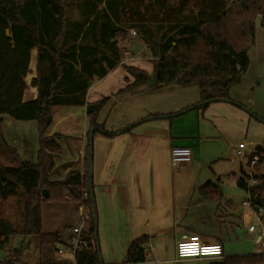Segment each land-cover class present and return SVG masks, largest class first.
I'll return each instance as SVG.
<instances>
[{
    "label": "trees",
    "instance_id": "1",
    "mask_svg": "<svg viewBox=\"0 0 264 264\" xmlns=\"http://www.w3.org/2000/svg\"><path fill=\"white\" fill-rule=\"evenodd\" d=\"M258 18L264 27V0H0V148L12 161L0 164V202L14 198L24 204L26 222L19 233L39 235L42 243L53 248L61 234L41 230V202L71 198L91 209L87 229L82 233L89 241L88 247L76 253L73 264H103L91 193L93 139L96 135L113 137L133 125L109 131L98 122L109 98L87 100L93 81L124 63L123 51L127 42L131 45L130 30L134 29L135 38L151 53L154 72L124 64L134 80L121 91L144 84L150 88L198 86L201 100L187 108L203 111L213 102L231 99L232 87L242 82L249 68L248 50L255 40ZM34 49L35 72L27 82ZM151 79H155L153 84ZM30 86L36 89V96L25 100ZM63 106H85L87 144L78 160L82 169L71 168L62 180L52 181L54 157L61 151L58 139L64 136L46 135V129L54 109ZM3 115L36 121L35 162L22 159L18 150L7 143L2 131ZM255 154L259 157L255 167L259 168L264 153ZM75 164L65 163L63 167ZM251 178L257 183L249 186ZM237 185L247 191L253 208H264V175L252 176L243 171ZM43 189L49 193L47 198L42 195ZM199 192L209 199L224 196L213 181L201 186ZM17 232L13 223L0 215V252L6 254L0 255V264H26L25 245L19 249L11 246ZM147 239L143 236L133 241L123 264H143L147 260L143 248ZM212 264H264V251L226 256Z\"/></svg>",
    "mask_w": 264,
    "mask_h": 264
},
{
    "label": "crops",
    "instance_id": "2",
    "mask_svg": "<svg viewBox=\"0 0 264 264\" xmlns=\"http://www.w3.org/2000/svg\"><path fill=\"white\" fill-rule=\"evenodd\" d=\"M138 53H131L132 56L129 55L124 63L152 74V64L140 59ZM33 55L36 65L35 49ZM248 55L249 68L242 82L230 91L231 99L239 105L218 101L203 111L187 109L201 100L198 86L150 88L144 84L121 91L134 80L124 68V63L110 70L103 78L93 81L86 95L87 100L92 102L109 98L99 113L98 122L109 131H119L133 125L130 130L113 137L96 135L93 139L92 188L103 264H123L130 245L143 236L151 242L146 250L147 260L143 264H212L223 261L226 256L249 254L239 242L235 225L252 215L236 211L234 203L222 188L219 172L214 170L218 162L226 159L224 155L229 154L228 158L233 162L231 148L234 147L238 155L239 144L242 143L236 146L228 143L227 147L216 145V135L222 134L229 140V130L234 128L235 119L250 122V111L264 121V27L261 24L257 26ZM26 92L25 100L36 96L33 87L31 96H27ZM184 109L187 111L177 114ZM2 118L7 141L18 150L22 159L35 162L38 150L36 121L16 120L8 115ZM88 124L85 106L54 109L46 135L60 134L64 137L58 139L61 151L54 157L56 170L50 178L52 181L62 180L71 168L82 169V162L78 160L86 149ZM210 143L213 147H207ZM175 146L192 149L191 161L180 163L183 169L189 168L188 174L179 173L172 163L171 149ZM70 162L77 164L63 167ZM194 163L209 166L217 179L211 173L205 179L221 187L223 198H204L199 188L207 182L187 187ZM69 204V201L63 202L53 213L54 223L57 224L62 216H67L71 222L64 234L59 231L61 238L55 244L56 250L67 241L77 221L80 204L74 203L75 207ZM193 234L199 235L205 242L220 243L223 257H179L177 242L184 235ZM16 242L17 235H14L12 248H16ZM234 249L238 252H231ZM256 249L251 253L261 251L260 246ZM60 262L73 264L74 259L70 255L45 257V263Z\"/></svg>",
    "mask_w": 264,
    "mask_h": 264
},
{
    "label": "rangeland",
    "instance_id": "3",
    "mask_svg": "<svg viewBox=\"0 0 264 264\" xmlns=\"http://www.w3.org/2000/svg\"><path fill=\"white\" fill-rule=\"evenodd\" d=\"M258 24H261V19L258 18L256 21V27L255 32L257 29ZM143 43V42H141ZM129 44V42H127ZM144 44V43H143ZM145 49L143 48L139 51L138 54H140V59L143 61H149L152 64V69L154 68V60L151 56V53L149 52V49L144 44ZM143 50V51H142ZM132 55L130 54V57ZM34 55L32 57V63L31 65V73L27 76V82H30L31 75L35 72V62H34ZM125 64V63H124ZM123 64V65H124ZM27 96H31L32 94V87L27 88ZM194 111V110H192ZM178 113V112H177ZM251 114V120L248 122L244 119H235V125L232 130H229V140H226L222 134L216 135L215 144L227 147L228 143L236 146L239 142L246 143L247 147L245 149V156L242 158V161H240L239 155L236 153V149L233 147L232 150V157L234 158L233 162L228 158L230 155H224L226 159L222 160V162H218L214 166V170L216 172H219L221 178H222V188L224 189L227 196L232 200V202L235 205L236 211H239L243 213L244 215L246 213L251 214L252 216L245 217V220L237 222L235 225L236 233L239 235V242L244 245V249L246 253H251L253 250H257L258 244L255 242V239L257 238V230L249 231L248 226L252 222H257L256 213L254 212V209L249 205V203L246 202L248 198V193L246 190L241 188L237 185V180L242 176V168L249 174L251 171V167L249 166V157L251 153L255 151V147L257 145H261L264 147V121L260 119L259 116ZM263 121V122H262ZM205 125L211 129V126L207 123ZM2 131L3 136L5 140L7 141L5 137V130L2 124ZM7 143L10 145V143L7 141ZM213 144L210 143L207 145V147H213ZM15 148V147H14ZM253 151V152H252ZM11 159L7 151L0 148V164L8 165L11 164ZM195 165V167H194ZM181 164L176 165L177 171L179 173L185 172V174L189 173L188 169H183L181 167ZM209 168L208 165H200V163H194L191 167V180L187 184V187H193L199 182L206 183L208 179H205L206 176H209L211 173V176L213 177L212 170ZM254 174L256 175H264V162L261 164L259 168L252 169ZM194 175V176H193ZM214 179H217L215 176ZM250 182V181H249ZM69 201L70 206L75 207V204L80 202H76L72 200L71 198L66 199L65 201L61 202H50V201H42L41 202V218L43 221V224L41 226V230L43 232H57L60 231L62 234L68 229V226L71 225V222L67 216H62L58 219V223H54L53 219L55 215V210L62 205L63 202ZM75 203V204H74ZM0 215L7 220H9L15 228L17 229V242L15 243L16 248H20L23 244L25 245V251L23 253V261L26 264H44L45 263V257L48 256L56 258V257H63L66 254L58 253V251L55 249V246L51 248L46 243H42L40 240L39 235H23L20 234L19 231L23 230V227L26 222L25 217V211H24V204L19 203L14 198H9L6 201L0 202ZM259 223H257L258 227ZM23 240H25L23 242ZM22 241V242H21ZM235 241H238L237 239ZM250 244V245H248ZM257 244L258 247L255 245ZM231 244L229 245V247ZM255 246V247H254ZM231 252H238L237 249H234ZM3 255V252H0V255Z\"/></svg>",
    "mask_w": 264,
    "mask_h": 264
},
{
    "label": "built area",
    "instance_id": "4",
    "mask_svg": "<svg viewBox=\"0 0 264 264\" xmlns=\"http://www.w3.org/2000/svg\"><path fill=\"white\" fill-rule=\"evenodd\" d=\"M136 31L134 29L130 30L131 37L136 36ZM132 44L125 47L123 51V62L132 53ZM246 143L242 142L239 144L238 155L242 159L245 156ZM255 152V151H254ZM192 159V149L186 146H175L171 149V160L174 165L180 163L189 162ZM259 160L257 154H254L249 162L251 171L249 175L254 174L252 169L255 168ZM250 181V182H249ZM248 181L249 186L257 183L255 178H251ZM251 206L249 200H246ZM252 207V206H251ZM253 208V207H252ZM256 213L257 222H252L248 229L249 231L257 230V244L260 246L261 251H264V208L257 207L253 208ZM91 209L85 206L84 203H80L79 212L77 215V221L75 225L72 226L70 236L68 237L65 244L59 247L58 253L70 255L75 260V255L77 252L83 251L88 247L89 241L83 236V231L87 229L88 222L90 219ZM257 223H259L257 227ZM151 246V242L147 240L143 243V248L148 249ZM177 255L179 257H212V258H222L223 257V247L217 242H205L199 235H184L178 242L176 246Z\"/></svg>",
    "mask_w": 264,
    "mask_h": 264
},
{
    "label": "water",
    "instance_id": "5",
    "mask_svg": "<svg viewBox=\"0 0 264 264\" xmlns=\"http://www.w3.org/2000/svg\"><path fill=\"white\" fill-rule=\"evenodd\" d=\"M131 44H132L131 52L134 53V54L138 53L143 48V44L135 37L131 38ZM154 82H155V79H151L150 80V84H153ZM223 101H228V102L235 103L232 99H224ZM235 104H237V103H235ZM237 105H239V104H237ZM187 109L179 111L177 114L183 113V112L187 111ZM94 130H95L94 128L91 130V133H90V137L91 138L93 137ZM255 150L256 151H261V152L264 153V147L261 146V145H257L255 147ZM92 168H93V165H92V162H91V164H90L91 176H92ZM91 193H92V198H93V203H94L93 211L95 213V227H96V230H97V212H96V205H95V200H94L93 188H91ZM42 195H43L44 198H47L49 196V193H48L47 189H43L42 190ZM101 260H102V258H101Z\"/></svg>",
    "mask_w": 264,
    "mask_h": 264
}]
</instances>
